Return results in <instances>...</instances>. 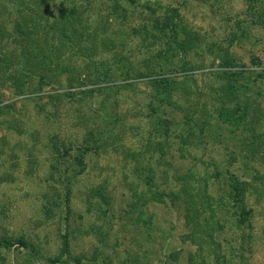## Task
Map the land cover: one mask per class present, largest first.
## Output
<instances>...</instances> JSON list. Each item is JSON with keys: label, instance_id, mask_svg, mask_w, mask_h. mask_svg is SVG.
Segmentation results:
<instances>
[{"label": "rangeland", "instance_id": "obj_1", "mask_svg": "<svg viewBox=\"0 0 264 264\" xmlns=\"http://www.w3.org/2000/svg\"><path fill=\"white\" fill-rule=\"evenodd\" d=\"M30 2L0 0V264H264V0H34L43 57L10 56Z\"/></svg>", "mask_w": 264, "mask_h": 264}, {"label": "trees", "instance_id": "obj_2", "mask_svg": "<svg viewBox=\"0 0 264 264\" xmlns=\"http://www.w3.org/2000/svg\"><path fill=\"white\" fill-rule=\"evenodd\" d=\"M29 4V5H28ZM26 5L25 8V12L23 14H21L19 16V18H17L14 22L13 25V29L12 31L9 32V38L11 37L12 39L18 40L19 44H20V50L19 52H16L14 49L10 50V56H15V54H17L18 57H25V58H37V56H40L39 51L36 50L35 48H37V43H36V38L37 35L39 33V29L41 28V24L40 21L38 19L37 16L40 15V13H43L38 7V3H34V0H31L30 3H28ZM45 7V9L47 8V6H45L44 4L41 5V8L43 9ZM40 10V11H39ZM71 11L67 12H63L62 10L58 11L52 15L53 19H55V17H57V19H61L62 17H68L70 18L72 16V13H70ZM45 16H48L47 14H44ZM55 16V17H54ZM50 18H52L51 16H49ZM67 18V19H68ZM167 27V26H166ZM65 32L60 31L58 33V36L61 38H65L66 35L64 34ZM86 40L87 38L85 36L79 35V41H83ZM79 41H77L78 43H80ZM84 43V42H83ZM5 54V49L3 47V45H0V55H4ZM43 55L40 56V58H42ZM116 57H119V53L116 54ZM119 59V58H118ZM122 59H125L122 58ZM90 60V59H89ZM121 60V59H119ZM24 64L20 65V64H12L11 67L13 66H18V68L15 69V73H12V78H16L17 76H22V77H44L45 74L40 73L39 71H46L45 65L39 66V67H35L32 68L30 66H28L27 62H23ZM59 65H55V68L58 69ZM44 67V69H43ZM69 68L65 71L62 70V72H66L67 73V77L69 78V81H77L76 85H83L87 80H88V72L86 71V73L82 72L81 69H77L75 66H68ZM63 68H65L63 66ZM62 68V69H63ZM61 69V68H59ZM61 71V70H60ZM136 72V69H135ZM138 72V76H143L144 78L150 77L151 74L148 76L145 73H142L140 69L137 70ZM84 73V74H83ZM98 77H111V75H109L108 73H104V74H98ZM147 76V77H146ZM117 77V76H116ZM148 82H151V85L154 88V92H153V99H158L159 102H170V100H164L163 96H166V90H168V87L170 86V83H172L171 78L165 76V74L161 73L158 76H153L152 78H147ZM158 81H161L160 83H157ZM155 82V84H154ZM67 88H70L71 86L66 84ZM159 88V89H158ZM158 89V90H156ZM69 90V89H68ZM70 94H72V92H68ZM160 95H162V97H159ZM150 96V98H152ZM172 101V100H171ZM109 122L111 123L110 125H105L102 126L100 129V132L102 135H110L112 133V129L113 127H115V123L116 122H122V120L119 121L118 118L114 117V119L110 118L108 119ZM114 125V126H113Z\"/></svg>", "mask_w": 264, "mask_h": 264}]
</instances>
